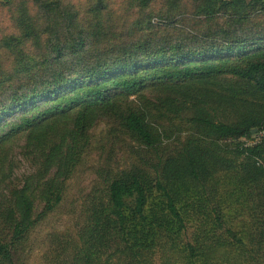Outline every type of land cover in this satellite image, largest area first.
<instances>
[{
	"label": "trees",
	"instance_id": "obj_1",
	"mask_svg": "<svg viewBox=\"0 0 264 264\" xmlns=\"http://www.w3.org/2000/svg\"><path fill=\"white\" fill-rule=\"evenodd\" d=\"M36 1L43 26L34 24L25 8H15L21 32L0 40V54L5 52L0 56V149L23 136L39 162L31 178L0 198V264H18L30 232L60 205L99 118L113 120L137 144L154 146L146 115L125 110L118 101L144 91L157 92L155 101L166 113L186 115L196 137L161 159L154 177L129 169L105 179L88 199L75 238L48 236L43 264H148L155 250L174 264H238L232 254L247 246L253 254L264 250V136L238 145L264 135V121L218 122L206 93L213 89V100L224 104L248 93L264 95V0H201L192 16L210 23L221 13L220 29L199 37L156 34L93 53L87 47L106 34L80 28L70 43L61 41L57 32L63 19ZM151 1L138 0V5L144 9ZM41 34L47 35L44 47L36 55L26 52V43L38 44ZM7 63L11 70L5 73ZM224 77L238 85H226ZM228 173L237 175L244 205L237 218L244 226L231 225L226 208L211 209L201 232L185 241L176 208L180 194L189 187L203 190L215 176ZM153 194L162 203L148 211Z\"/></svg>",
	"mask_w": 264,
	"mask_h": 264
},
{
	"label": "rangeland",
	"instance_id": "obj_2",
	"mask_svg": "<svg viewBox=\"0 0 264 264\" xmlns=\"http://www.w3.org/2000/svg\"><path fill=\"white\" fill-rule=\"evenodd\" d=\"M0 0V40L8 36H19L20 30L15 24L17 16L15 8H25L34 24L43 26L44 18L40 13L36 0H16L15 5L4 4ZM53 9L63 19L62 29L57 32L61 41L76 38V33L83 30L97 31L106 37L93 46H88L90 53L95 50H112L120 45L142 41L149 36L177 37L185 35L199 37V34L220 29L225 25L224 16L218 15L212 22L204 18L193 17V10L201 0H152L141 9L138 0H39ZM264 18V17H263ZM56 35V36H57ZM165 37V38H166ZM46 34H41L38 44L26 43L29 54L36 55L44 47ZM89 45V44H88ZM5 52L0 56H4ZM8 63L11 65L12 57ZM2 66L5 73L11 69ZM222 82L237 86L231 77H224ZM211 89V88H210ZM213 89L206 92L211 110L214 109L215 120L228 125L240 122L251 123L254 120L264 121V95L251 96L245 94L231 103L213 100ZM155 91H144L119 99V106L125 110H134L146 115L148 127L155 140L152 148H146L132 141L122 132L111 119L99 118L88 131L89 144L71 177L65 183L63 198L56 210L38 223L30 232L28 242L22 250L18 264H43V253L47 247L49 235L58 234L75 238L80 227L83 212L90 196L98 191L101 184L112 174L129 169H139L154 177L157 163L172 155L182 144L196 137L194 129L187 123L186 115L175 117L166 113L155 101ZM203 94V93H202ZM163 99V97H162ZM165 101V100H164ZM255 129L251 134H256ZM56 133L54 140L59 136ZM264 135L258 133L250 141L241 140L238 145L257 143ZM242 159V158H241ZM240 159L236 161L239 163ZM264 164V161L262 162ZM39 162L25 147L23 136H17L0 149V198L6 197L13 187L19 188L22 183L36 172ZM53 173L51 172V177ZM236 173L220 174L205 185L203 190L198 187L188 188L179 196L176 206L184 221V240L201 232L203 216L211 215V209L226 208L230 224L236 229L244 226L240 212L243 207V196L236 188ZM162 200L153 194L148 200L147 210L160 207ZM225 205L223 206V204ZM38 211L39 207H35ZM245 218V217H243ZM233 228V227H232ZM206 232H208L206 230ZM254 243V241H253ZM181 245H178V248ZM252 248V247H251ZM248 246L245 250L232 254L238 264H264V250L259 248L254 254ZM162 251H154L148 257V264H174Z\"/></svg>",
	"mask_w": 264,
	"mask_h": 264
}]
</instances>
